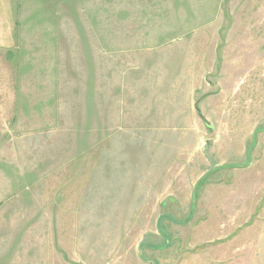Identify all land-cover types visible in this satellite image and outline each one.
I'll use <instances>...</instances> for the list:
<instances>
[{
  "label": "rangeland",
  "instance_id": "374dc122",
  "mask_svg": "<svg viewBox=\"0 0 264 264\" xmlns=\"http://www.w3.org/2000/svg\"><path fill=\"white\" fill-rule=\"evenodd\" d=\"M0 264H264V0H0Z\"/></svg>",
  "mask_w": 264,
  "mask_h": 264
}]
</instances>
